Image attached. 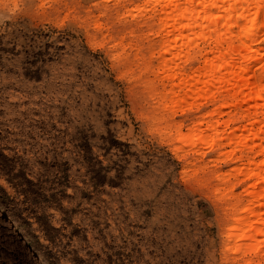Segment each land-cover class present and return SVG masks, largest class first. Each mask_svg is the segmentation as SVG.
<instances>
[{
	"label": "rangeland",
	"instance_id": "rangeland-1",
	"mask_svg": "<svg viewBox=\"0 0 264 264\" xmlns=\"http://www.w3.org/2000/svg\"><path fill=\"white\" fill-rule=\"evenodd\" d=\"M142 2L127 0L115 26L125 41L158 42L153 64L166 99L152 78L132 88V68L106 75L127 47L104 22L108 8L66 17L55 5L0 0V264H136L152 235L172 226L173 192L193 197L192 239L176 254L183 264H264L228 242L230 192L218 193L215 174L234 165L193 138L212 106L183 96L190 72L162 68L153 7L132 13Z\"/></svg>",
	"mask_w": 264,
	"mask_h": 264
},
{
	"label": "bare ground",
	"instance_id": "bare-ground-1",
	"mask_svg": "<svg viewBox=\"0 0 264 264\" xmlns=\"http://www.w3.org/2000/svg\"><path fill=\"white\" fill-rule=\"evenodd\" d=\"M141 1L132 13L153 7L150 33L160 37L162 68L190 72L180 89L183 96L208 98L212 106L194 131L204 123L206 128L193 138L234 165L215 174L222 182L218 193L230 192L228 242L236 240L264 259V2ZM227 108L232 111L221 122ZM236 186L242 195L233 194Z\"/></svg>",
	"mask_w": 264,
	"mask_h": 264
},
{
	"label": "clouds",
	"instance_id": "clouds-1",
	"mask_svg": "<svg viewBox=\"0 0 264 264\" xmlns=\"http://www.w3.org/2000/svg\"><path fill=\"white\" fill-rule=\"evenodd\" d=\"M125 3H127V0H119V2L118 0H52V3L49 0H31V8H51L55 5L66 17L76 10H79L81 13H95L97 9L108 8L110 10L111 21L106 18L104 22L108 24L109 28H112L115 34V42L120 43L124 41L127 47L124 49L121 65L119 67L113 66V71L106 73V75H112L113 73L123 72L128 68H132L133 72L136 73L135 79L137 81V83L129 81L132 88H135L137 92H141L139 88L141 77L145 79L152 78L157 84V90L166 99L167 90H169L168 84L160 77L159 72L153 64L155 47L158 42L144 38H142V42L140 43L125 41L124 36L121 35L123 29L115 26L117 24L115 16L118 15V9L123 7ZM97 20H99V17H97ZM148 35L151 34L149 33ZM129 49L131 50L129 51ZM117 78L122 79V77ZM162 102L157 101L156 107H160ZM176 115L184 120L189 119L179 110H177ZM167 122L169 124L176 122L175 117H168ZM170 171L169 169L168 172ZM161 176L165 180L169 179L166 173H161ZM192 201L193 197L191 193H189L187 199H185L183 192L180 194L172 193L171 207L175 209V212L168 216V219L172 221V226L169 227L167 232L152 235L151 239L143 246L144 259L137 261L136 264H183V257L177 258L176 254L187 248L192 239L191 229L187 227V224L191 223L188 219V210L191 207ZM180 225H183V228ZM149 252L152 253L154 259L148 256ZM209 264H211L210 261Z\"/></svg>",
	"mask_w": 264,
	"mask_h": 264
},
{
	"label": "snow or ice",
	"instance_id": "snow-or-ice-1",
	"mask_svg": "<svg viewBox=\"0 0 264 264\" xmlns=\"http://www.w3.org/2000/svg\"><path fill=\"white\" fill-rule=\"evenodd\" d=\"M118 2H119V0H118Z\"/></svg>",
	"mask_w": 264,
	"mask_h": 264
}]
</instances>
